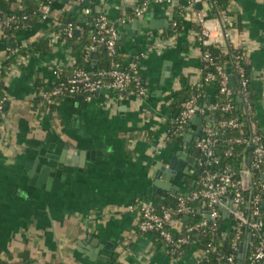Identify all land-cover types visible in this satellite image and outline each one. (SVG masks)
Masks as SVG:
<instances>
[{
    "label": "crops",
    "instance_id": "obj_1",
    "mask_svg": "<svg viewBox=\"0 0 264 264\" xmlns=\"http://www.w3.org/2000/svg\"><path fill=\"white\" fill-rule=\"evenodd\" d=\"M224 1L229 42L245 52L255 93L253 118L264 139V0ZM142 2L147 7L132 18ZM50 8L49 19L9 37L0 29L6 98L0 116V264H195V246L182 256L168 254L154 233L136 231L138 214L130 208L137 198L165 197L152 195L154 182L167 183L170 158L190 145L188 133L179 139L165 136L175 119L171 97L179 79L194 85L203 77L202 43L197 26L186 18V0H51ZM96 12L116 27L121 38L116 54L138 68L145 94L115 99L113 92H99L90 101L65 96L45 103L39 93L57 80L53 71L69 76L87 49L75 45L85 35L82 24ZM67 24L77 26L78 37L56 31ZM209 24L214 30L205 44L225 41L216 24ZM91 34L86 33L87 41ZM85 52L83 68L105 71L103 46ZM204 106L203 121L212 111ZM189 171L176 173V194L189 188ZM224 210L228 236L230 216Z\"/></svg>",
    "mask_w": 264,
    "mask_h": 264
},
{
    "label": "built area",
    "instance_id": "obj_2",
    "mask_svg": "<svg viewBox=\"0 0 264 264\" xmlns=\"http://www.w3.org/2000/svg\"><path fill=\"white\" fill-rule=\"evenodd\" d=\"M39 10V17L41 20H47L51 16L50 3L51 0H46ZM155 3L171 4L172 0H151ZM148 2V1H147ZM147 2L136 7L132 13V18L139 16V14L147 7ZM188 9L186 18L193 22L199 31V40L205 44L213 32V27L209 24L211 21L216 24L220 30L223 42L215 43L221 45L224 49L228 47L242 50L240 47H235L229 42V22L225 19L227 13L226 8L220 7L218 0H186ZM199 4L200 9H195V5ZM216 10L215 15H210L209 12ZM85 14H89L90 10L85 8ZM21 16V18H19ZM131 19V18H130ZM29 15L19 14L17 12L5 13L0 9V29L14 28L15 30H22L27 27ZM92 30L90 42L87 45V50L91 51L95 47L103 46L107 55L109 56V67L105 71L89 73L83 67H76L67 77L61 76V71L54 70L53 74L57 77L54 84L42 89L39 93L42 100L47 104H52L59 98L65 96H80L84 101H90L92 97L99 93L100 90L113 91L115 99H120L126 93L143 96L145 94V86L141 84V77L138 68L134 64L123 65L116 57L117 44V29L110 22L103 12H96L92 18ZM177 23L174 21L173 26ZM77 26L67 24L63 27L65 37L71 38L73 30ZM202 60L208 65H213L217 74L220 77V92L226 95L230 94L228 87L229 78L223 71V68L218 65L213 57L207 52L202 51ZM238 64V63H237ZM238 66V65H237ZM240 69V68H239ZM1 74V70H0ZM0 76V81H1ZM213 74L207 73L202 78H199L194 84L197 88L204 89V82H210V86L214 85ZM248 79L241 80V86L244 89V96L246 101L245 88ZM133 84L134 89L128 91L129 86ZM201 91V92H202ZM193 94L187 100H184L179 105L177 116L175 117L171 127L169 128L166 137L181 136L189 121L196 115L204 114L202 107L198 104V98L201 94ZM217 104L211 101V110L215 109ZM245 112L248 116V134L247 137L234 136L226 138L227 130H237L243 123L238 122L233 117L228 119L214 121L208 117L203 121L201 132L195 146L199 149V158L197 159V167L201 168V172L196 174L193 169L189 171L192 178H195L196 188L191 189L188 195L185 193L174 194L176 204L174 206L161 205L157 208L155 203L160 204L162 201L154 202L152 200L137 198L131 204V210H136L138 214L136 231L140 233H157V238L161 240V246L164 251L173 256H182L183 245L193 244L191 242L190 232L201 230L210 224L211 229L215 232L219 222L223 217V209L229 213L232 220L230 234H232L231 247L233 251L227 257L226 264H235V256L239 254V245L242 242V236L249 231L252 235L257 237V241L253 245L251 240L248 246L252 247V251L248 256V264H264V234L263 219L264 209L262 203L264 201V175L258 180H252V171L261 172L264 167V139L259 131V128L254 120H252L253 110L251 106L246 104ZM5 108V98H0V116L3 114ZM222 111L231 113L232 106L227 103L221 106ZM221 142L228 144L245 143L251 149L250 163L247 165L242 163V173L246 172L249 182L248 191L242 188V179L237 183L233 176L234 172L228 164L221 165L220 156L216 154L217 147ZM232 153V147H229L224 152V156L228 157ZM248 193V196L246 194ZM199 201L201 203L200 209L203 208L205 214L203 219L193 225L184 224V217L195 214V209L190 206V202ZM229 201V205H228ZM199 208L197 213H200ZM171 229L175 230L178 235H173ZM189 233V234H188ZM247 235V236H248ZM195 246V245H192ZM212 246L209 245L202 254H198L195 264H199L202 258L210 253Z\"/></svg>",
    "mask_w": 264,
    "mask_h": 264
},
{
    "label": "trees",
    "instance_id": "obj_3",
    "mask_svg": "<svg viewBox=\"0 0 264 264\" xmlns=\"http://www.w3.org/2000/svg\"><path fill=\"white\" fill-rule=\"evenodd\" d=\"M219 6L224 7L225 1L224 0H218ZM46 0H0V9L3 10L5 13H11V12H17L19 14H27L29 15V20L27 21V27H30L34 21H37L40 19L38 10L46 4ZM215 12H217L215 9L210 11L209 14L215 15ZM21 18V16H19ZM62 22H64V18H60ZM92 18L89 19L88 24H82L85 35L82 39H80L79 43L75 45V48H79L81 45L86 44V46L89 44L90 40H86L87 35L86 33L88 31L92 30ZM26 27V28H27ZM58 28V27H56ZM56 28H50L51 30H56ZM15 31L14 28H7L4 29L5 34L9 37L11 36ZM57 32H60L61 37H65V32L63 29L56 30ZM174 33V30L170 32V34ZM41 44V43H40ZM202 51H207L211 57L215 60V62L220 65L223 68V71L227 74L229 81H228V87L230 89V94L226 95L225 93L220 92V77L217 74V71L215 70V67L213 65H208V67L205 68L206 63L201 60L199 63L200 68L202 69V76H205L207 73L213 74V91L211 93H207L208 87L210 85V82L205 83L204 82V90L202 91L201 88H197L195 85H192L188 78L181 77L179 79L180 88L179 90L174 93L171 97L173 100L172 104V110L174 113L178 112L179 105L182 101L187 100L192 96L193 94H198L201 92L199 98H198V104L203 108L205 103H208L209 105L212 102H215L217 106L215 109L209 112V117L212 118L214 121L224 120L228 119L230 117H233L238 122L243 123L241 127H239L237 130H227L226 131V138L234 137V136H243L247 137L248 134V116L245 112L246 104L248 103L252 110L254 107V100H255V93L252 90L251 87V76H250V68L248 64L245 61V52L244 50L228 47L224 49L221 45L217 44H202ZM43 48V47H38ZM87 49H84L81 52V56L79 61L76 63V67H83V59L86 56ZM23 53V51H22ZM115 57L123 64L120 58H118V55L116 54ZM107 65L105 66V70L109 67V56L107 55ZM238 63V64H237ZM124 65V64H123ZM238 65V66H237ZM240 68V69H239ZM1 81H0V98H5L3 95V79L5 77V71L1 70ZM230 78L233 80V85L230 83ZM243 78L248 79L245 92H246V101L244 96V89L241 86V80ZM141 84L144 86V81L141 78ZM134 89L133 84H131L128 88V91H131ZM229 103L232 106L231 113H226L222 111L221 106L224 104ZM5 106H6V98H5ZM1 120V119H0ZM252 120H254L252 115ZM171 127V126H170ZM179 139L180 137H177ZM229 147H232V153L230 156L225 157L224 152ZM216 154L220 156V163L223 164H229L234 172V180L239 183L242 179V163L245 162L247 165L250 163V157H251V149L248 147L245 143H233L228 144L226 142H221V144L216 149ZM264 175V167L261 172L258 171H252V180L260 179ZM199 175H196L194 178H190L187 180L186 187H190L192 182L195 178H198ZM196 188V184L193 186L192 190ZM160 204L155 203L157 208L161 205H164L166 207L168 206H174L176 204V198L175 195H166L162 200ZM157 202V201H156ZM201 203L199 201H192L190 202V206L195 209L194 215L187 216L188 219L184 220V224L186 225H193L200 220L203 219V216L201 213H197V209L200 207ZM223 220L221 219L219 222V226H217L215 232L212 231L210 224L206 227H203L201 230L190 232L189 236L191 239V242H195L193 244L189 245H183L181 247V250L183 251L184 255L188 250H190V247L192 245H195V248L198 249V252L202 254V252L208 248L209 245L212 246V249L210 250V253L202 258V261L199 264H226L227 257L231 254L233 251L231 247L232 243V234L224 235L223 234ZM230 223H232V220L230 218ZM171 233L173 235H179L175 230L171 229ZM156 236H158L157 233H154ZM249 234V231L243 234L242 240L245 241L247 238V235ZM159 237V236H158ZM159 242L162 243L160 238ZM257 241V237L252 235L251 242L254 245ZM252 251V247L250 246L247 250V256L245 257L242 264H248V256L250 255ZM238 253L235 256V264L238 261Z\"/></svg>",
    "mask_w": 264,
    "mask_h": 264
},
{
    "label": "water",
    "instance_id": "obj_4",
    "mask_svg": "<svg viewBox=\"0 0 264 264\" xmlns=\"http://www.w3.org/2000/svg\"><path fill=\"white\" fill-rule=\"evenodd\" d=\"M87 6L88 5H86L85 8ZM67 22H68V20L65 21V24ZM153 24H154L153 22H149L146 24V26L149 27L150 29H153L154 28ZM120 30H121V28H120ZM79 34H80L79 29L73 30V36L78 37ZM118 39H121V38H118ZM230 83H231V85H233L232 78H230ZM100 92L110 94L113 91L100 90ZM176 116H177V112L174 114V117H176ZM192 123L197 125V128L193 132H192V128H191ZM202 125H203V119L200 117V115H196L195 117H193L191 120V123L187 124V129L184 130V133H188L189 139L186 142H189L190 145L185 150L177 151L170 158L169 163L167 165L166 172L169 173L171 176L164 178V181H166L167 183H161L159 180H157V179L155 180L152 195L155 196V198L157 200L160 199L162 196H166L167 193H169V192L176 194L175 192L177 190V187L172 184L176 173H186L187 171H189L191 169H193L196 174H199L201 172V168H196L197 167V159L199 158V154H200L199 152L200 151L195 146V143L199 139V135L201 132ZM182 167H185L186 171H183ZM242 179H243L242 180V188L244 191H248L249 183H248L246 172L242 173ZM194 185H195V180L192 182L191 186L189 188H187V190L185 192L186 195L189 194V192L191 191V189L193 188ZM246 196H248V193L246 194ZM262 208L264 209V201L262 203ZM226 214H228V216H229L228 212H226ZM187 219H188L187 216L184 217V220H187ZM250 240H251V236L248 235L246 238V242L240 243L239 254L237 256L238 261L236 264H242L245 257L247 256V250L249 248L248 242Z\"/></svg>",
    "mask_w": 264,
    "mask_h": 264
}]
</instances>
